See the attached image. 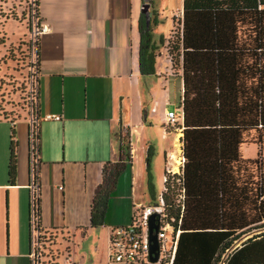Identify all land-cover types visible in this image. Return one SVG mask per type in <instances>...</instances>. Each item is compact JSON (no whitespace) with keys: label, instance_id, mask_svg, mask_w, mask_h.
I'll list each match as a JSON object with an SVG mask.
<instances>
[{"label":"crops","instance_id":"0c3cea01","mask_svg":"<svg viewBox=\"0 0 264 264\" xmlns=\"http://www.w3.org/2000/svg\"><path fill=\"white\" fill-rule=\"evenodd\" d=\"M144 3L39 0V15L51 29L39 41L41 224L45 231L58 233L56 264H109L113 229L129 225L135 208L150 205L156 198L154 185L152 190L148 187L145 162L150 145L144 128L152 117L159 116L164 122L165 113L173 111L169 109L173 104L169 85H174L181 109L183 80L181 73H170L172 66L163 47L157 75L151 77L163 79L167 88L160 100L145 102L142 84L147 77L139 71V20ZM153 8L157 10L155 2ZM156 12L159 24L154 32L167 40L172 30L162 31L163 22ZM178 16L183 19V4L172 29ZM48 115L62 119L46 120ZM15 130L14 183L9 179L11 128L0 135V264H31L30 124L18 121ZM137 143L146 145L137 147ZM109 163L122 164L125 169L110 195L104 225L95 228L92 203ZM166 163V170L174 165Z\"/></svg>","mask_w":264,"mask_h":264},{"label":"trees","instance_id":"16d2710c","mask_svg":"<svg viewBox=\"0 0 264 264\" xmlns=\"http://www.w3.org/2000/svg\"><path fill=\"white\" fill-rule=\"evenodd\" d=\"M33 6L38 16L39 0H28L26 8L31 65L28 113L20 119H0L11 124V183L17 175L15 123L40 118L39 43L35 72L31 64ZM154 14L150 21L145 14L139 20V71L143 77L157 75L166 42L154 32L159 24ZM181 25L169 49L173 69L180 70L183 80L180 108L185 162L182 174L176 177L186 192L174 264H264V159L260 152L256 159H244L241 153L247 143L264 145V0H184ZM121 147L125 152L124 140ZM153 154L149 146V190L153 189ZM124 169L122 164L104 166L103 183L92 203L93 227L104 225L110 195ZM36 204L41 219L40 193ZM44 232L45 248L51 251L58 233Z\"/></svg>","mask_w":264,"mask_h":264},{"label":"rangeland","instance_id":"374dc122","mask_svg":"<svg viewBox=\"0 0 264 264\" xmlns=\"http://www.w3.org/2000/svg\"><path fill=\"white\" fill-rule=\"evenodd\" d=\"M150 9V17H154V13H159V20L163 22L162 31L168 34L171 33L166 40L164 47L167 49L168 59L170 46L173 45V41L181 31L182 20L175 19V27L172 29V23L174 16L181 9L182 0H154L157 5V10H154V4ZM28 0H0V119H20L27 116L28 107V83L30 81V60L27 52V41L30 38L28 32L26 8ZM158 40V37H157ZM169 40V42H168ZM171 42V43H170ZM163 59H161L162 61ZM160 61V60H159ZM171 63V72L173 75L180 74L179 69H173V63ZM165 70H163L164 72ZM177 78V76H175ZM170 86V85H169ZM173 97L172 106L169 109L175 111L178 116H182V110L177 105V96L174 97V85H171ZM164 80L156 77H147L142 84V93L145 102H152L151 99L160 100L166 89ZM179 97V93H178ZM180 105V102H179ZM154 123L150 125V123ZM7 124V125H6ZM11 124L6 122L0 123V135H3L6 130L10 132ZM181 128L182 131L176 130ZM147 132L146 141L147 144L153 147L154 154L150 162V172L152 175V183L155 187L156 198L159 196L163 189V176L166 170L167 162L174 163L171 159V154L175 155L177 159L183 156L182 146L180 150V144H182V138L184 136L183 126L179 122L175 127L167 126L164 122H161L159 116L152 117V120H148V124L145 126ZM171 133L170 135L167 133ZM137 138V137H136ZM135 138V139H136ZM137 147H142L145 144L137 143ZM257 146L255 144L247 143L242 146L241 153L244 159H256L259 152L264 159V145ZM148 149V148H147ZM144 152L146 153V150ZM170 149L165 157V150ZM166 158V160H165ZM147 159V158H146ZM147 164V160L145 162ZM175 165V163H174ZM174 165H171V169H174ZM178 173H181L180 166ZM147 180L149 175L147 174ZM148 193V201L152 200L151 192Z\"/></svg>","mask_w":264,"mask_h":264},{"label":"built area","instance_id":"2783aa9c","mask_svg":"<svg viewBox=\"0 0 264 264\" xmlns=\"http://www.w3.org/2000/svg\"><path fill=\"white\" fill-rule=\"evenodd\" d=\"M35 0H32L34 2ZM33 41L31 64L34 65L33 72L38 64L37 44L41 36L48 34L50 26L44 22L40 15L37 16L35 6L32 10ZM170 62L171 57H169ZM35 74V73H34ZM37 76L32 80H36ZM46 120L60 121V115H48ZM182 116L175 112H166L164 123L167 126L175 127L179 122L182 124ZM30 142H31V264H56L55 244L51 251L45 248L41 219L39 217L36 198L40 193V184L37 175L40 166L38 149V131L40 118L35 116L30 119ZM176 130L182 131L181 128ZM182 144H180L181 150ZM182 152V150H181ZM180 168L184 165V158L180 156ZM182 173H175L174 169L167 168L163 178L164 189L150 205H139L135 208L132 222L127 226H120L113 229L110 238L109 264H174L181 231L183 217L186 211V192L182 182L176 176ZM155 216L157 230L158 260L152 261L150 241V219ZM68 261V260H67Z\"/></svg>","mask_w":264,"mask_h":264},{"label":"water","instance_id":"95a60500","mask_svg":"<svg viewBox=\"0 0 264 264\" xmlns=\"http://www.w3.org/2000/svg\"><path fill=\"white\" fill-rule=\"evenodd\" d=\"M152 5L149 2V0H145V3L142 6V14H145L147 16L148 21H150L151 17H150V9H151ZM157 230H158V226L155 223V216H152L150 219V241L152 243L151 245V252L152 255H154L152 257V261L156 262L158 260V254L155 253L158 249V245H157Z\"/></svg>","mask_w":264,"mask_h":264},{"label":"bare ground","instance_id":"6f19581e","mask_svg":"<svg viewBox=\"0 0 264 264\" xmlns=\"http://www.w3.org/2000/svg\"><path fill=\"white\" fill-rule=\"evenodd\" d=\"M171 159L173 160V162L175 163V166H176V168H175V170L176 171H178L179 170V167H178V165H180L181 163H180V160L179 159H177V157L175 156V155H172L171 156Z\"/></svg>","mask_w":264,"mask_h":264},{"label":"flooded vegetation","instance_id":"af4514ba","mask_svg":"<svg viewBox=\"0 0 264 264\" xmlns=\"http://www.w3.org/2000/svg\"><path fill=\"white\" fill-rule=\"evenodd\" d=\"M152 4H154V2L152 1Z\"/></svg>","mask_w":264,"mask_h":264}]
</instances>
